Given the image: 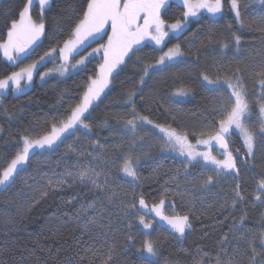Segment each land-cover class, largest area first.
I'll use <instances>...</instances> for the list:
<instances>
[{
	"label": "trees",
	"instance_id": "1",
	"mask_svg": "<svg viewBox=\"0 0 264 264\" xmlns=\"http://www.w3.org/2000/svg\"><path fill=\"white\" fill-rule=\"evenodd\" d=\"M27 2L0 0V40L6 39L5 25L19 18ZM238 2L243 26L237 24L224 0L221 17L201 15L189 21L179 36L168 38L163 49L179 45L183 58L152 71L143 84V67L155 64L160 51L151 45L139 48L90 108L85 121L90 130L65 134L53 149H36L13 182L6 188L0 186V264H102L109 255V264H142L136 250L145 239L156 241L155 264H253V258L255 264H264L260 239L264 202L254 199L257 183L264 177V138H256L248 168L239 167L240 183L210 172L213 183L201 188L210 175L169 157L161 133L153 128L159 125L180 134L187 132L191 142L201 138L199 131L217 116L223 92L213 90L215 86L203 79L205 75L214 81L239 78L256 120L257 100L264 95L259 75L264 72V3ZM81 6V0H49L42 10L35 0L30 15L33 20L45 17V33L15 65L0 53V78H4L57 49L34 72V80L23 93L11 88L0 93V172L22 148V137L36 139L53 123L59 126L67 119L65 113L80 102L89 78H96L103 63L102 49L78 72L38 82L41 73L60 64L59 48L68 38L70 25L79 19ZM183 10L180 2L172 0L162 9V19L174 23ZM229 25L231 31H227ZM106 28L110 33V27ZM234 34L241 37L239 46ZM106 43V35L91 41L76 58ZM133 90L137 92L136 111L152 121L135 132L125 127V120L131 118L126 95ZM179 91L190 97L176 100L173 94ZM231 140L236 150L244 151L238 136L231 135ZM127 157L136 162L135 179L121 170ZM86 168H97L102 187L91 189L73 181ZM237 185L244 200L233 203ZM42 190L48 194L41 195ZM141 196L147 205L173 202L181 215L191 219V236L180 241L163 230L145 229L139 222L140 212L131 207L135 202L139 209Z\"/></svg>",
	"mask_w": 264,
	"mask_h": 264
},
{
	"label": "snow or ice",
	"instance_id": "2",
	"mask_svg": "<svg viewBox=\"0 0 264 264\" xmlns=\"http://www.w3.org/2000/svg\"><path fill=\"white\" fill-rule=\"evenodd\" d=\"M264 3V0H260ZM35 3V0H28L24 4L23 9L19 12L18 19H12L10 26L7 24L6 39L0 40V53L12 65L22 61L34 44L45 33L46 25L45 17L41 15L37 20H33L30 15V8ZM168 0H81V7L78 11L81 13L78 20L70 25V31L67 34V39L63 41V46L59 48V57L62 61L60 69L61 75L69 70H80L85 66L86 61L94 53L103 50V63L99 65V70L96 78H89L86 89L83 92L80 102L70 109V112L65 113L67 119L60 121L59 126L53 123L50 130H46L39 138L31 139L27 136L22 137V148L16 153L6 168L0 172V186L7 187L15 179V175L21 170V166L25 165L30 159V155L35 154L36 149H53L58 147V142H62V137L65 134H71L78 131L80 128L90 130V125L85 121L88 119L90 108L94 102L100 97L101 93L109 84V77L113 75L115 70L125 63V57L131 58L139 49L136 47L145 39H150L156 45H161L164 38L181 33L188 25L189 18L197 16L201 9L206 10L211 16L216 17L223 13V0H183L184 11L182 18L177 19L174 23L167 24L162 19V9H165ZM230 11L234 13L237 24L243 26V19L240 13L238 0H228ZM40 8L43 10L49 5V0H39ZM143 21L141 24L140 21ZM110 27L111 32L107 31ZM168 29L167 31L165 29ZM232 26L229 25L227 31H231ZM107 36V43L101 44L99 48L92 49V52L87 56H81L75 64H70V59L76 55H80L90 41L103 39ZM236 45L239 46L241 37L234 34ZM222 47H227L226 44ZM163 51V49H160ZM57 51L56 48L46 52L39 60L33 61L30 64L21 67L19 71H12L6 74L4 78H0V91H5L9 88L14 93H23L31 82L34 80V72L47 58L53 56ZM180 46L175 45L163 52V55L156 60L155 64H149L143 67V75L140 77V83L143 84L145 77L149 76L152 71H156L165 65L166 62L174 60L181 56ZM261 76L260 83L264 85V72L259 73ZM48 73H41V80L45 79ZM209 85H214L213 90L222 89V96L217 109V116L214 121L207 127L199 131V136L206 139H197L196 145L189 141V134L184 132L180 134L175 128L165 129L159 125L154 127L159 128V131L164 134L165 143L178 149L181 156L186 157L185 167L189 164L200 163L201 160L205 165H214L216 174L220 173L231 174L230 170L237 168L236 159L230 150L229 140L232 135L231 130L234 128L239 132L243 140V146L246 148L245 156H251L254 152V145L257 133L248 127V121L254 115L252 104L248 99V92L245 86L237 78L235 82L230 78L223 80H211L207 75L203 77ZM25 81L24 84L21 82ZM135 90L130 91L126 95V103L131 105L130 111L127 113L130 119L125 120V127L130 131L135 132L137 128L147 124H152L148 117L140 115L136 111ZM188 93L185 91L177 92V96H185ZM258 116H259V135L264 138V95L257 100ZM218 125V126H217ZM215 146L222 150L219 154L223 159H218L211 151H197L196 146L205 145L209 149ZM72 150V146H68ZM138 162V161H137ZM136 162L132 157L125 158L122 171L130 177H136ZM238 174V173H237ZM99 174H97L98 176ZM79 180L84 183L91 181L93 185L102 187L97 178L89 175V169H84L79 173ZM214 181L213 176H208L201 185V188L211 185ZM62 183V181H58ZM49 187H53V182L49 180ZM53 190L55 188L53 187ZM255 200L264 202V177H261L257 183ZM47 190H42L41 195L46 196ZM244 196L240 186L237 185L233 203L243 201ZM164 201L159 204H154L150 209L141 196L139 199L140 209L147 210L148 213H155L171 230L172 233L179 234L180 237L185 235L186 229L191 227L189 217L187 215H164L162 206ZM91 207V206H90ZM132 209H136L135 202L131 205ZM87 212V209H82ZM140 224L145 229L151 227V222H146L143 215L139 218ZM261 245L264 246V233L261 234ZM131 240V237H129ZM138 259L142 264H155L151 258L157 256L156 241L145 239L141 247L137 248ZM253 252L255 247L253 246ZM111 255L102 264H109ZM253 264L255 259L253 258Z\"/></svg>",
	"mask_w": 264,
	"mask_h": 264
},
{
	"label": "rangeland",
	"instance_id": "3",
	"mask_svg": "<svg viewBox=\"0 0 264 264\" xmlns=\"http://www.w3.org/2000/svg\"><path fill=\"white\" fill-rule=\"evenodd\" d=\"M39 1V0H38ZM177 1V0H176ZM228 1V0H227ZM178 2H180L182 5H183V0H178ZM223 4H224V0H223ZM228 5H229V3H228ZM184 8V7H183ZM229 8H230V5H229ZM223 9H224V6H223ZM185 10V9H184ZM183 10V11H184ZM232 13V12H231ZM201 15H206V16H208L209 18H211V19H216V18H219V17H221V15H217L216 17H213V16H211L209 13H207V11L206 10H203V9H201L200 10V12H198V14H197V16H195V17H190L189 18V21H191V20H195V19H197L199 16H201ZM232 15L235 17V15H234V13H232ZM181 18H182V16H181ZM140 23L142 24L143 23V21L141 20L140 21ZM188 25H189V23H188ZM187 25V26H188ZM187 28V27H186ZM185 28V29H186ZM184 29V30H185ZM166 31L168 30L167 28L165 29ZM183 30V31H184ZM182 31V32H183ZM180 35V33H178V34H175V35H173L171 32L169 33V36H166L165 38H164V42L161 44V45H156L155 44V42L154 41H152V40H150V39H145L144 41H142L139 45H137L136 47L139 49V48H141L143 45H151V46H153V47H155L157 50H159L160 51V53H159V57L160 56H162L163 55V52H166V51H168V49L169 48H173L175 45H173L172 47H169V48H166V49H163L164 48V45H165V42L168 40V38L170 37V36H172V37H177V36H179ZM91 43V41L89 42V44ZM163 49V51H161L160 49ZM181 51V50H180ZM181 53H182V51H181ZM97 53H94L91 57H89L88 58V60L86 61V63L90 60V59H92V58H94V56L96 55ZM84 56H87V54H85ZM183 58V53H182V55L181 56H179V57H176L174 60H172V61H168V62H166V64L165 65H163V66H161V68L160 69H162V68H164L166 65H168V64H172V63H175V62H177V61H179L180 59H182ZM59 60H60V57L58 58ZM80 59V57L79 58H76V56L74 57V58H71L70 59V64H75L76 63V61L77 60H79ZM128 59V57H125V61ZM159 59V58H158ZM61 64H62V61L60 60V64L56 67V68H54L53 70H50V71H46V72H44V73H48V76L47 77H45V79H43V80H41V75L39 76V79H38V82L39 83H43L46 79H48V78H50V77H53V76H58V77H61V78H65V77H67V76H69V75H72V74H74V73H76V72H78L79 70H69L68 72H65L64 73V75H61V73H60V71H58V69H60V67H61ZM124 64H122V65H120L116 70H115V72L113 73V75L111 76V77H109V84H108V86L104 89V91L101 93V95H100V97L94 102V104H93V106H95L96 104H97V102L103 97V95L108 91V89L110 88V86H111V82H112V77L115 75V73L123 66ZM82 68H84V66L82 67ZM160 69H158V70H160ZM81 70V69H80ZM233 82H235V81H233ZM1 92H4V91H0V93ZM180 92V91H179ZM176 93L177 92H175L174 94H173V97L176 99V100H185V99H187V98H189L190 97V95H189V93L187 94V95H185V96H177L176 95ZM92 106V107H93ZM256 120H253L252 119V116H251V119H250V121H248V127L249 128H251L252 130H254L256 133H257V135H256V138L257 137H261L260 135H259V128H260V123H259V116H258V107H257V105H256ZM257 121V122H256ZM153 128L158 132V133H161L160 131H159V128H157V127H154L153 126ZM81 129H83V128H81ZM165 129H168V128H165ZM231 132H232V135L233 134H235L236 136H238L239 138H240V140H241V143H242V146H243V140H242V138L240 137V135H239V132L236 130V129H232L231 130ZM161 136H162V138L164 139V141H165V138H164V134L163 133H161ZM207 137H201V138H199V139H206ZM198 138H196L195 139V141L194 142H191L190 140V143H192L193 145H196V140H197ZM165 149H166V152H167V154H168V156L169 157H174V158H176V159H178V160H180V161H182L184 164H186V157L185 156H181L180 155V153H179V150L178 149H174L172 146H170V145H167L166 144V146H165ZM243 149H244V151H242L243 153H246V148L243 146ZM196 150L197 151H200V152H203V151H211L212 152V150H211V148L209 149L208 147H206L205 145H198V146H196ZM212 154H213V152H212ZM214 155V154H213ZM249 157V156H248ZM219 159V158H218ZM187 166H193V168L194 167H199V169L201 168V169H203L204 171H200V173L202 172V174L203 175H206V174H208V175H210L211 173L210 172H213V173H216V171H215V167H214V165H211V164H208V165H205L204 164V162L201 160V162L200 163H193V164H189V165H187ZM96 170H97V168H93V169H90L89 170V175L91 176V177H93V178H97L98 179V182H99V184L101 185V177H99V176H96ZM126 175V174H125ZM71 178V177H70ZM69 178V180H71ZM102 179L105 181H107V178L106 177H102ZM74 182H80L81 184H83V185H85V186H88V187H90L91 189H99L98 187H96L95 185H93L92 183H91V181L89 180V181H87V182H84V183H82L80 180H79V178H78V180H76V179H74L73 180ZM151 259H153V258H151Z\"/></svg>",
	"mask_w": 264,
	"mask_h": 264
},
{
	"label": "flooded vegetation",
	"instance_id": "4",
	"mask_svg": "<svg viewBox=\"0 0 264 264\" xmlns=\"http://www.w3.org/2000/svg\"><path fill=\"white\" fill-rule=\"evenodd\" d=\"M171 1L172 0H168L167 4H169V2ZM229 144H230V150L232 151L233 155L237 157L236 159L237 168L235 170H230L231 174L226 175L225 173L222 172L221 175L225 174L224 176L226 177L228 176L229 178H235L240 183L239 176H240L241 171L239 172V167L244 168V169L248 168V162H247L248 156H245V153H243L242 151H241L242 153L239 152L232 146L231 137L229 140ZM212 152H214L217 158L223 159V156L219 154L220 153L219 151L213 150ZM164 202L165 203L162 206V212L164 215H181L180 210L176 207V205L173 202H168V201H164ZM152 206L153 205H148V208L150 209ZM139 212L141 215L144 216L146 222H151L150 228L163 230L167 233L168 236H171V238H174L180 241H186L193 232V225H192L190 218H189V222H190L191 227L189 229H186L185 235L183 237H180L179 234L172 233L171 230L168 228V226L162 220H160V218L156 216L155 213H148L147 210L140 209V206H139Z\"/></svg>",
	"mask_w": 264,
	"mask_h": 264
},
{
	"label": "water",
	"instance_id": "5",
	"mask_svg": "<svg viewBox=\"0 0 264 264\" xmlns=\"http://www.w3.org/2000/svg\"><path fill=\"white\" fill-rule=\"evenodd\" d=\"M212 148H213V149H216V150H218V151H222V150L218 149V148L215 146V144H213Z\"/></svg>",
	"mask_w": 264,
	"mask_h": 264
}]
</instances>
